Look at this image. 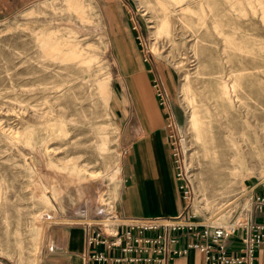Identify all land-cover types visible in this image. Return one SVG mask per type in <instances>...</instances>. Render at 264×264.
I'll use <instances>...</instances> for the list:
<instances>
[{"label": "rangeland", "instance_id": "1", "mask_svg": "<svg viewBox=\"0 0 264 264\" xmlns=\"http://www.w3.org/2000/svg\"><path fill=\"white\" fill-rule=\"evenodd\" d=\"M167 1L111 0L108 12L100 0H49L52 6L46 12L32 14L33 6L0 21V258L7 257L11 264H34L47 226L74 220L76 216L69 217L71 210L90 191H101L99 205L111 210L109 185L99 173L102 161L93 130L97 126L118 130L117 142L109 148L120 153L114 177L119 180L121 127L114 99L120 81L112 47L118 36L112 34L121 29L135 32L144 60L163 66L176 78L173 96L157 76L153 81L164 95L166 109L160 108L174 124L173 138L169 132L168 137L175 142L179 171L193 192L189 209L195 204V215L208 219L225 206L228 197L238 195L239 204L231 216L215 222L226 226L249 210V203L241 197L243 191L264 193V68H257L264 63V0H207L201 11L194 5V11L183 14L169 13ZM143 6L151 7L155 19ZM114 7L120 9L116 18ZM163 8L168 10L163 12ZM165 17H169L166 23L172 31L169 28L170 37L166 34L157 41L154 25L166 21ZM218 30H228L232 43L245 42L238 43L239 51L235 49L241 54L223 49ZM130 36L133 41V34ZM252 52L257 55L255 62ZM55 53L60 61L49 58ZM246 53L251 61L244 58ZM86 57L94 59L90 70L79 64ZM97 80L108 86L107 96L98 94ZM183 84L185 91L181 90ZM46 85L60 87L42 90ZM221 88L229 96L226 107L215 102ZM174 104L185 113L182 124L175 122ZM197 105L200 116L206 107L234 131L246 126L249 141L239 144L236 166L225 162L223 150L214 165L189 132V107ZM51 109L62 111L60 128L40 125L38 115ZM51 114L54 117L55 112ZM222 163L229 167H221ZM37 181L41 188L34 191ZM45 198L48 204L43 202Z\"/></svg>", "mask_w": 264, "mask_h": 264}, {"label": "crops", "instance_id": "2", "mask_svg": "<svg viewBox=\"0 0 264 264\" xmlns=\"http://www.w3.org/2000/svg\"><path fill=\"white\" fill-rule=\"evenodd\" d=\"M48 1L0 0V21L13 18L33 6L30 13L41 14L39 8L42 5L52 6ZM100 2L108 8V12L111 10V0ZM119 6L123 7L124 3L119 2ZM113 13L116 18L120 9L114 7ZM130 34H133V41ZM112 36H118L112 41V47L120 81L114 103L115 116L121 127L122 149L114 210L126 217L178 216L184 211L185 203L178 187L166 118L152 87V81L157 76L165 90L173 96L176 78L163 66H155L150 60L143 59L135 32L121 29L120 33ZM174 118L176 124L185 121V113L178 104H174ZM100 192L90 191L86 200L71 210L69 217L84 213L86 220H91L98 214ZM85 236L86 227L83 224L51 223L45 230L37 264H83ZM200 262L199 253L192 251L175 258L173 264ZM11 263L7 257L0 258V264ZM256 264H264V247L257 252Z\"/></svg>", "mask_w": 264, "mask_h": 264}, {"label": "built area", "instance_id": "3", "mask_svg": "<svg viewBox=\"0 0 264 264\" xmlns=\"http://www.w3.org/2000/svg\"><path fill=\"white\" fill-rule=\"evenodd\" d=\"M152 87L159 106L166 109L159 83L153 81ZM166 128L172 139L170 116ZM171 145L184 211L175 217H126L99 205L91 220L77 214L66 223L86 227L83 264H173L192 251L199 253L200 264H256L257 252L264 247V193L243 191L250 209L226 226L198 217L189 209L193 192L179 171L175 142Z\"/></svg>", "mask_w": 264, "mask_h": 264}, {"label": "bare ground", "instance_id": "4", "mask_svg": "<svg viewBox=\"0 0 264 264\" xmlns=\"http://www.w3.org/2000/svg\"><path fill=\"white\" fill-rule=\"evenodd\" d=\"M167 2H170V3L172 2L171 4L170 3L169 4L167 3L168 9H169V13H173V14L175 13V14H177L178 12H182V14H183V12H188V11H191V10L194 11V7H195L194 5H197L198 6V10L201 11L202 10V7H203V4H205L207 2V0H171V1L169 0ZM229 5H232V4L229 3ZM48 8H49V5L48 4H45V5H42L39 8V11L46 12L48 10ZM144 8L150 14L149 15L150 18L155 19V16L152 13L153 11L151 10V7L150 8L144 7ZM165 9H164L163 12H166L168 10V9L167 10H165ZM173 14H171V15H173ZM165 18H167L166 21L163 19L162 20V23H160V24H156L155 23V25H154L155 31L153 32V35H154V38L157 41L161 40V38L164 37V35L171 33L170 32L171 28L169 26V28H170V30H169L168 24H167L168 23L167 20H168L169 17H165ZM220 31L218 30L216 33L218 34L217 36L221 40L220 42H222L224 44V45H221V46L222 47L224 46L223 49H226V47H228L227 48L228 49V52H229V54H231L235 49H237L239 47L238 43L240 44V41L243 42V40H239L238 42L236 41L237 44L236 43H232L231 42V39H230V38H232V36H230L229 31L228 30H227L228 32L227 31H221L220 32ZM234 35H236V34H234ZM234 35H233V37L235 38ZM169 37H170V34H169ZM169 37L167 36L166 38H169ZM172 42H174V41H172ZM233 42H235V41H233ZM243 43H245V42H243ZM153 46H155V43H153ZM240 46H242V45L240 44ZM239 49H237V50L239 51ZM244 50H245V48H244ZM242 51H243V48H242ZM246 51H249V50H246ZM260 51H262V50H260ZM260 51H258V52H260ZM235 52H236V50H235ZM258 52H257V54H258ZM237 53L238 54H241V51H240V53L239 52H236V54ZM250 53H248V54H250ZM262 53H263V51H262ZM243 55H245V54H242L241 56H243ZM250 55H252V57ZM250 55H249V57H251L253 59L252 61H254V59H256L255 57L257 55L256 54L254 55L253 52ZM260 55H262V54H260ZM233 57H231V59ZM246 57H247V53H246V56H244V58L245 59L249 58V57H247V58ZM49 58L51 60H53V61H60L59 60L60 57L57 56V53H55L54 56H50ZM239 60H241V58L238 59V61ZM250 61H251V59H250ZM93 62H94V59L86 57V58H82V60L79 61V64L81 66H83L84 68H86L87 70H90L91 69V65L93 64ZM46 68H47V66H46ZM257 68L258 69L259 68H264V63L262 65H259V67H257ZM45 69L42 71V73L44 72L43 73V76H45V74H47V70H45ZM260 70L263 71V69H260ZM58 87H60V85H54L52 87H48L46 85L42 90H47L49 88L56 89ZM96 87H97V90H98V94L101 97L107 96L109 94V88L106 85V83L103 82L102 80H97L96 81ZM185 89H186V84H183L181 90L182 91H185ZM228 95H229V93H228ZM255 96H256V94H255ZM227 98H229V96H227L226 89L225 88H221L220 89V93L218 94V97L215 100V102L219 100L221 102L220 105L222 107H224V106L226 107V103L228 102ZM203 108H204V113L200 116V114L198 113L199 112L198 111V109H199V106L198 105L197 106H190L189 107V115H188L187 120H186V125H187V128H188L189 132L191 133L192 136L195 137V141L199 140L201 142V144L204 146L205 154H207V155H209L211 157L212 162L214 163V165L218 162V155H217L218 152L220 150H223V151H225V155H226V156H224V157H226L225 158V162L227 161L229 164L236 166L237 160H235V158L239 155V152H240V149L238 147L239 144L241 142H247L248 143V141H249V138L247 136V128H246V126L241 127V129L238 130V131H234V129L231 128V127H229L228 125H225V124L219 122L216 119L217 117L215 118L214 116H212L210 114L208 108H206V107H203ZM45 111L41 112L40 115H38V118L42 119V121L40 122V125L41 126H44L46 129L50 125H57V127L60 128V125H62V121H61V119H62V111L61 110H58V109L57 110L51 109V111H49L48 113L45 112ZM52 111L55 112L54 117H50L49 116V114L52 115L51 114ZM93 132H94V138L98 142V147H99V150H100L101 161H102V164H101V168L99 170V173L102 176H104L105 180L107 181V183L109 185L108 186V190H109L108 191V194H109V197H110L109 208L112 210L114 208V205H115V190H116V188L118 186V181L114 177H115V172H117L116 171L117 170V161L119 159V154L120 153H118V151H114L113 149H110L109 147H110V144L111 143L113 144V143H116L117 142L116 140H117V134L118 133H117L116 130L108 131L106 129V127H104V126H101V127L100 126H97V128H95L93 130ZM222 166H223V163H222L221 167ZM224 166L229 167L227 165H224ZM223 181L221 180V182H223ZM37 183H38L37 185L36 184L34 185V191H39L40 188H41V183L38 182V181H37ZM217 186H219V184ZM221 186H219V188ZM221 192L222 193H227V194L229 193L228 191H221ZM231 193H233V192H231ZM226 197H227V195H226ZM238 199H239L238 195L237 196H234L233 195L232 197H228L226 199L225 206L221 210H218V212H216V214L211 215L210 218H208V219L209 220L214 219L213 222H216V221H218V219L220 217H224V216L225 217H230L231 214H232V212L234 211V208H237V206L239 204V200ZM43 202H45L46 204L49 203L46 198L43 199ZM204 204H206V203H204ZM249 209H250V207H249ZM191 211H192L193 214H195V213L198 212L197 211V206L195 204L192 205V210ZM223 220H225V219H223ZM43 227H44V225H43ZM43 227L41 229V233H40V236H39V238H40L39 240L41 242H42V236H43V231H44V228ZM41 245L42 244L39 243V245H38V247L36 249V259L34 260V264H37V262H38V255H39L40 250H41Z\"/></svg>", "mask_w": 264, "mask_h": 264}]
</instances>
